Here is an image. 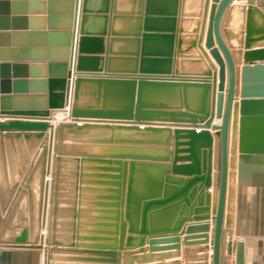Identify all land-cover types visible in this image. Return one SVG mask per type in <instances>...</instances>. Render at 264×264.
<instances>
[{
	"label": "water",
	"instance_id": "1",
	"mask_svg": "<svg viewBox=\"0 0 264 264\" xmlns=\"http://www.w3.org/2000/svg\"><path fill=\"white\" fill-rule=\"evenodd\" d=\"M263 212L264 0H0V264H221L226 230L264 264Z\"/></svg>",
	"mask_w": 264,
	"mask_h": 264
},
{
	"label": "crops",
	"instance_id": "2",
	"mask_svg": "<svg viewBox=\"0 0 264 264\" xmlns=\"http://www.w3.org/2000/svg\"><path fill=\"white\" fill-rule=\"evenodd\" d=\"M245 1V0H242ZM159 5V3H157ZM157 5V6H158ZM127 4L124 3L123 7H126ZM129 7V5H128ZM56 8L60 10L59 5H56ZM127 8V7H126ZM26 12L28 13L26 16V20L24 24L21 26V28L18 30L19 35L15 36H10L8 39L7 43L4 44L3 47H6L8 49V52L10 55H14L15 57H19L20 59H26L29 60L31 57V47L35 45V38L31 35L34 30H37L43 26H45L46 19H45V14H41L40 10H34L33 7H31L29 4L26 5ZM32 13V14H31ZM41 65V62H38ZM46 68L44 67L41 69V72L43 73ZM28 89L33 90V87L28 84ZM258 224L260 221L264 222V212L262 215L257 217L255 219ZM252 221V220H250ZM254 221V219H253ZM225 235L223 238V242L221 245V264H229L231 263V257L227 256L225 253V245L226 241L231 238V239H240L241 236H236L233 234V230H226L224 231ZM229 232V235H228ZM209 235L211 236V231L209 232ZM227 236V237H226ZM211 249L209 248L208 254L210 255ZM41 250H39V262L41 263ZM172 259H179L181 260V256L177 257H172V258H167L166 260H172ZM208 264L211 263V258H208ZM182 264V260H181Z\"/></svg>",
	"mask_w": 264,
	"mask_h": 264
},
{
	"label": "bare ground",
	"instance_id": "3",
	"mask_svg": "<svg viewBox=\"0 0 264 264\" xmlns=\"http://www.w3.org/2000/svg\"><path fill=\"white\" fill-rule=\"evenodd\" d=\"M65 110L63 111H58V112H56V114H55V116H54V122H57V121H59V120H62L63 119V117H64V114H65ZM228 235H229V232H228Z\"/></svg>",
	"mask_w": 264,
	"mask_h": 264
},
{
	"label": "built area",
	"instance_id": "4",
	"mask_svg": "<svg viewBox=\"0 0 264 264\" xmlns=\"http://www.w3.org/2000/svg\"><path fill=\"white\" fill-rule=\"evenodd\" d=\"M65 114H64V117L62 120H68L69 116H68V112H67V109L65 110Z\"/></svg>",
	"mask_w": 264,
	"mask_h": 264
},
{
	"label": "rangeland",
	"instance_id": "5",
	"mask_svg": "<svg viewBox=\"0 0 264 264\" xmlns=\"http://www.w3.org/2000/svg\"><path fill=\"white\" fill-rule=\"evenodd\" d=\"M53 119H54V117H53ZM227 237V236H226ZM233 263V260H232V258H231V263L229 262V264H232Z\"/></svg>",
	"mask_w": 264,
	"mask_h": 264
}]
</instances>
